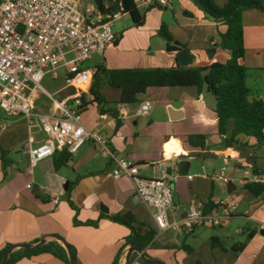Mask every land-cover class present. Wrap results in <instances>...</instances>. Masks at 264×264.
Listing matches in <instances>:
<instances>
[{
    "label": "crops",
    "instance_id": "0c3cea01",
    "mask_svg": "<svg viewBox=\"0 0 264 264\" xmlns=\"http://www.w3.org/2000/svg\"><path fill=\"white\" fill-rule=\"evenodd\" d=\"M142 1L135 0L141 13L145 11L144 25L136 26L132 22L130 29L117 34L114 45L106 50L102 58L86 63L93 74L98 67L108 70L175 67L179 65L177 55L181 50L192 54L193 66L220 62L217 59L222 50L219 33H225L227 27L207 19L194 0H168V6L139 4ZM227 2L216 0L221 7ZM166 9L172 11L177 24L174 27L179 30L172 35L175 41L172 45L181 50L170 51L164 44L151 52L149 37L153 32L146 28L148 16ZM91 10L86 15L89 23L97 14L95 6ZM253 11L264 17L257 10L243 14L245 67L246 63L252 64L260 55L264 58V46L258 50L247 45L246 15ZM121 16L130 17L127 14ZM160 25H155L153 30L157 31ZM212 49L213 56L210 55ZM222 58L225 63L230 58V52H223ZM250 59L253 61L250 62ZM251 73L248 72L249 77ZM101 92L109 103L105 109L115 110L117 118L101 112L100 107L93 104L82 109L80 122L88 130L107 137L118 156L133 160L143 178L155 175L152 166L156 161L168 160L171 170L180 175L173 189L174 203L181 210V216L186 215L193 202L210 205L217 210L221 201L232 199L237 202L236 212L219 228L205 226L190 234H158L153 212L137 199L133 182L127 177L115 180L112 175L114 165L101 157L94 145H84L70 156L64 167L55 168V161L61 158V152L32 166L26 149L29 127L27 137L20 142L9 135L13 128L11 125L1 124L0 251L7 245H35L44 240L43 246L55 252L61 250L69 259L64 241L74 251L77 264H127L130 246L125 244L131 229L112 218L130 214L135 219L132 226L136 231L141 234L149 230L156 232L154 241L144 250L151 260H160L165 264H264V192L257 200L245 188L257 177L252 172L253 166L264 170V147L254 150L237 144L228 146L226 139L230 138L233 122L227 128V135L219 134L216 100L205 90L200 93L196 87L149 89L139 96L136 106L127 108V119L118 118L120 90L105 84ZM57 95L55 100L59 102L71 98L74 91L63 87ZM44 97L41 90L33 93V112L60 116L61 111L53 102L42 101ZM144 100L153 102V110L148 116L138 117L136 109ZM34 132L37 141L42 142L44 135L41 136L40 129L36 127ZM192 135H204L205 147L191 145L188 137ZM237 140L245 143L247 138L240 135ZM172 141L179 152L174 151L170 155L168 147ZM20 143L22 152L17 155L15 152ZM3 152H7V165L2 159ZM224 167L227 168V182L214 177ZM190 176L192 179H189ZM261 177L264 179L263 175ZM65 195H68V200L63 201ZM56 197L61 200L58 205L54 204ZM237 235L241 237L237 238ZM189 249L190 252L187 251ZM24 250L17 248L13 253L22 254ZM142 261L135 252L128 264H142ZM14 264L64 262L52 253L38 252Z\"/></svg>",
    "mask_w": 264,
    "mask_h": 264
},
{
    "label": "built area",
    "instance_id": "2783aa9c",
    "mask_svg": "<svg viewBox=\"0 0 264 264\" xmlns=\"http://www.w3.org/2000/svg\"><path fill=\"white\" fill-rule=\"evenodd\" d=\"M168 6V0H144L139 4ZM121 15L116 14L114 20ZM99 13L88 22L82 10L81 0H0V110L7 116L26 118L29 138L27 154L32 166L53 157L58 152L76 154L84 145L91 143L98 154L113 165V178L127 177L133 182L135 196L153 212L158 234L166 232L193 233L205 226L219 228L237 210V202L224 200L217 210L205 212L199 202L189 205L186 215L174 203L173 186L180 175L173 172L165 158L153 164L152 178L140 176L139 166L133 161L118 156L111 148L107 137L85 128L80 122L82 97L88 95L93 82V71L86 63L102 58L113 46L117 35L112 21L100 23ZM65 70L64 84L74 91L71 98L53 100L61 111L60 116L36 114L32 109V97L36 90L45 92L41 83L46 75L60 77ZM153 102L142 101L136 116H148ZM118 118H129L125 105H120ZM38 127L44 140L38 142L34 129ZM227 168H222L215 178L227 182ZM189 179H192L190 176ZM255 182H264L261 176ZM54 199V204L60 203Z\"/></svg>",
    "mask_w": 264,
    "mask_h": 264
},
{
    "label": "trees",
    "instance_id": "16d2710c",
    "mask_svg": "<svg viewBox=\"0 0 264 264\" xmlns=\"http://www.w3.org/2000/svg\"><path fill=\"white\" fill-rule=\"evenodd\" d=\"M194 2L207 19L220 22L227 27L225 33H219L221 48L230 52V58L225 63L212 61L207 66L182 67L177 64L170 68L121 70L98 67L94 73L89 94L82 97V108L96 104L100 107L101 112L109 113L117 118L115 110L105 109V106L109 104L101 92V87L105 84L120 90L121 96L118 104L125 106L137 104L139 96L149 89L196 87L200 93L205 90L214 96L220 135H227V128L230 122H233L230 138L226 139L227 145L237 144L259 150L264 147V100L250 97L251 89L247 84L248 68L244 65L246 46L243 14L249 10H257L264 14V0H228L223 7H219L216 0H194ZM94 4L97 13L102 17L100 23L114 20L116 14H127L131 17L134 25H144L145 14L141 13L135 0H94ZM160 33L167 41L168 50H181L172 45L174 38L166 26H161ZM240 135L247 138L245 143L237 140ZM205 140L204 135L188 137L191 145L200 148L205 147ZM6 155L7 152H3L2 159L5 165H7ZM60 156L61 158L55 161L56 169L66 166L71 155L65 150L61 152ZM252 172L255 176H264V170H260L256 166H253ZM245 188L259 200L264 192V182H248ZM213 209L215 210L212 206L205 205L206 213H211ZM112 219L131 229V235L127 238L125 246L137 245L145 250L155 239L156 232L154 230H149L144 234L136 231L132 226L135 219L130 214ZM9 248L10 245H7L0 251V264L3 255ZM38 252L52 253L59 257L64 264H70L65 252L63 253L61 250L55 252L48 246H42L37 250H24L22 254L13 253L7 264H14L19 259L36 255ZM142 264L151 263L142 261Z\"/></svg>",
    "mask_w": 264,
    "mask_h": 264
},
{
    "label": "rangeland",
    "instance_id": "374dc122",
    "mask_svg": "<svg viewBox=\"0 0 264 264\" xmlns=\"http://www.w3.org/2000/svg\"><path fill=\"white\" fill-rule=\"evenodd\" d=\"M175 0H173L174 2ZM82 10L83 12L88 16L89 12H92V6H95L94 0H82ZM218 5V4H217ZM219 6V5H218ZM221 7V6H219ZM252 12V11H251ZM142 13H145L143 10ZM256 14V11H253V13L247 12L246 15V31H247V45L248 47L255 46V49L260 50L264 46V38L262 37V34L264 32V17L258 16ZM149 32H153L152 35L149 37L150 39V45L151 49L150 51L153 52L157 49L159 45L167 44L166 39L161 35L160 28L157 31H154L153 28L155 25L161 24L160 26H166L168 32L170 35H176V33H179L178 28L174 27L177 26L174 18L173 13L170 9H166L164 11H156L152 13L150 16H148V21L146 22ZM132 20L128 16H121L118 19L113 20L112 26L115 34L118 33H124L128 29L131 28ZM134 37V34H132ZM132 39V37H130ZM175 43V41H174ZM213 51V49L210 51V53ZM222 52V53H221ZM221 52L218 54L217 59H219V63H223L222 54L223 52L226 53V50L222 49ZM253 60L250 59V62ZM259 63H258V62ZM247 67H253L249 68L248 72H252L250 77L248 78V86L251 89L250 97L253 98H260L264 100V58L263 55H260L259 58L250 64L246 63ZM254 65V66H251ZM60 77L54 78L52 75H46L41 83L42 89L49 93L51 96H46L42 99V101H45L44 103L53 102L54 99H56L57 92L65 87L64 84V74L65 70H60L59 72ZM211 95V94H210ZM212 96V95H211ZM214 97V96H213ZM136 106V104L128 105L130 106ZM0 116H1V124L11 125L13 128L11 129V133L9 134L11 137L14 138V140H19L20 142L27 137L28 135V124L26 119L23 116H17V117H11L7 116L2 110H0ZM41 136H43L42 132ZM17 152L15 154H19L22 152V144L18 145ZM235 236V235H234ZM241 236L237 235V238H240ZM218 247V246H217Z\"/></svg>",
    "mask_w": 264,
    "mask_h": 264
},
{
    "label": "water",
    "instance_id": "95a60500",
    "mask_svg": "<svg viewBox=\"0 0 264 264\" xmlns=\"http://www.w3.org/2000/svg\"><path fill=\"white\" fill-rule=\"evenodd\" d=\"M210 55L213 56V52H211ZM177 59H178L179 65L182 67L192 66V64H193V56L187 50L179 51V53L177 55ZM65 190L68 191V186H66ZM66 200H68V195H65L63 197V201H66ZM60 240L63 241V239H60ZM63 243L65 244V246L67 248L70 264H77L75 261V257H74L72 249L64 241H63ZM44 244H45V241L42 240L41 242H39L38 244H35V245H32V244L13 245L3 255V259H2L1 264H7L9 257L17 248H21V249H25V250H34V249L40 248ZM135 252L138 253L140 258L145 262H148L151 264H165L163 261H160V260H155V259L151 260L149 258V255L137 245H131L130 246L128 253H127V257H126L127 264L130 261L131 255Z\"/></svg>",
    "mask_w": 264,
    "mask_h": 264
},
{
    "label": "bare ground",
    "instance_id": "6f19581e",
    "mask_svg": "<svg viewBox=\"0 0 264 264\" xmlns=\"http://www.w3.org/2000/svg\"><path fill=\"white\" fill-rule=\"evenodd\" d=\"M174 151L179 152V149L177 148L176 143L172 141L168 147V152L171 155Z\"/></svg>",
    "mask_w": 264,
    "mask_h": 264
}]
</instances>
